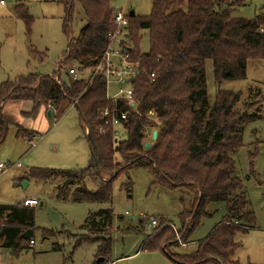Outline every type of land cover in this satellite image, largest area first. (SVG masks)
I'll return each instance as SVG.
<instances>
[{
	"label": "trees",
	"instance_id": "16d2710c",
	"mask_svg": "<svg viewBox=\"0 0 264 264\" xmlns=\"http://www.w3.org/2000/svg\"><path fill=\"white\" fill-rule=\"evenodd\" d=\"M74 2L80 4L86 25L76 38L63 27L68 45L56 70L76 64L91 70L90 74L86 79H73L67 73L65 80L59 77L58 81L54 75H29L0 84V144L11 124L3 114L7 101H30L33 110L27 115L32 116L41 107L58 110L70 102L84 122L91 161L86 169L61 175L71 183L90 180L96 187L91 192L83 189L75 193L74 201H108L114 179L131 166L144 165L158 181L194 192L192 209L179 216L185 244L194 242L188 239L200 217L208 215L207 205L225 204L223 219L205 239L192 251L170 258L179 264H238L232 259L238 247L234 236L256 227L245 193L240 192L241 181L236 177L231 154L242 147L245 126L261 118L264 93L250 88L248 100L242 104L240 93L219 90L209 105L204 66L211 60L213 78L221 83L245 79L248 62L264 61V33L260 31L264 27V7L254 18L244 19L233 17L244 0H152L148 16H128V37L134 44L131 59L138 63L140 73L133 81L134 106L116 104L129 111L125 138L116 140L110 129L98 131L100 112L115 105L106 99L103 76L93 74L108 45V34L115 28L112 0H60L68 18ZM19 14L29 28L31 18L24 10ZM141 30L149 32V51L145 54L137 49ZM152 118L160 125L157 139L146 149L145 133L156 125ZM16 129L17 137L28 140L32 136L20 126ZM57 173L32 169L30 177L50 180ZM100 216L103 222L95 230L110 221V210L102 211ZM28 230L34 231L33 208L0 206L3 248L18 251L25 241L22 235ZM153 235L157 242L153 249L168 242L177 244L169 227L156 228ZM31 237L28 242H34ZM108 250L107 244L100 256ZM103 263L104 259L95 262Z\"/></svg>",
	"mask_w": 264,
	"mask_h": 264
},
{
	"label": "rangeland",
	"instance_id": "374dc122",
	"mask_svg": "<svg viewBox=\"0 0 264 264\" xmlns=\"http://www.w3.org/2000/svg\"><path fill=\"white\" fill-rule=\"evenodd\" d=\"M60 0H0V84L12 82L29 75H59L65 80L69 65L58 72L57 64L63 60L68 45V33L76 38L86 25L79 3L74 2L70 18ZM115 12H133L136 17H146L152 0H112ZM264 7V0H244L233 17L252 19ZM19 9V10H18ZM24 10L31 18L29 28L20 17ZM137 49L149 51V32L138 34ZM127 44L134 49L128 39ZM208 103L212 105L219 90L238 92L242 104L248 100L250 88L264 93V61L248 62L246 78L217 83L213 78L212 62H205ZM91 70L84 69V79ZM117 91L110 85L109 94ZM255 105L249 110L252 112ZM30 101H7L4 116L11 121L6 138L0 144V163L10 166L0 172V206H12L25 199H34V245L25 239L18 251L2 247L0 264H179L172 254L190 252L200 240L225 215L224 203L207 205V216H201L185 244L181 240L180 214L193 207L195 194L187 187H171L158 181L144 165H134L124 170L111 184V198L94 203L74 201V194L86 189L94 191L90 181L68 182L65 171H80L90 166L91 153L87 143L85 125L77 109L70 102L56 110L41 107L36 115L30 114ZM50 111V115H48ZM260 119L248 123L243 132V144L231 154L236 177L241 181L247 209L253 213L256 229L249 228L235 234L238 244L233 260L238 264H264V102ZM145 133V142L152 143L151 133L159 123ZM16 126L31 131L27 140L17 137ZM87 132V130H86ZM125 138L122 134L120 140ZM19 165V166H18ZM32 169L55 170L50 180L30 177ZM27 183L25 186L24 183ZM110 210V221L101 226V212ZM155 220L157 225L152 226ZM169 227L177 244L166 243L160 249L153 238L156 228ZM179 238V239H178ZM109 245L105 256L102 248ZM173 244V245H171Z\"/></svg>",
	"mask_w": 264,
	"mask_h": 264
},
{
	"label": "built area",
	"instance_id": "2783aa9c",
	"mask_svg": "<svg viewBox=\"0 0 264 264\" xmlns=\"http://www.w3.org/2000/svg\"><path fill=\"white\" fill-rule=\"evenodd\" d=\"M128 16L129 13H125L123 11L114 12L112 21L115 28L108 34V45L103 51L93 73H99L103 76L105 82L106 99L112 101L115 105L112 109L106 108L100 112L102 123L98 128V131L103 133L106 131V129H110L112 136L116 140H120L122 134H125L129 115L128 110H122L120 107H117L116 104L123 102L127 106H134L133 81L140 73L138 63L133 62L131 59V49L127 44V40L129 39ZM260 31L264 33V27H262ZM59 64H57V68L59 67ZM67 71V73L72 76L73 79H82L85 77L84 70L80 69L76 64H70ZM58 76L59 75L54 76L56 81L59 79ZM150 77L154 78V73H151ZM110 85L117 86V91L113 95L109 94ZM9 167L10 166H5L4 164L0 163V172L6 170ZM15 205L34 208L36 205H38V201L34 199H25ZM151 224L155 227L157 222L153 220ZM262 229L264 230V221ZM33 245L34 242L30 240L29 246Z\"/></svg>",
	"mask_w": 264,
	"mask_h": 264
},
{
	"label": "water",
	"instance_id": "95a60500",
	"mask_svg": "<svg viewBox=\"0 0 264 264\" xmlns=\"http://www.w3.org/2000/svg\"><path fill=\"white\" fill-rule=\"evenodd\" d=\"M129 16H130V17H133V16H134V13H133V12H130V13H129ZM48 115H50V111H48ZM157 135H158V131H157V130H153V132H152V134H151V140H152V141H155V140L157 139ZM149 147H150V143L145 144V148H146V149H148ZM24 185L26 186L27 183L25 182ZM32 234H33L32 230H28V231H26V232L22 235V237H23L24 239H29V238L32 236ZM99 261H102V258H101Z\"/></svg>",
	"mask_w": 264,
	"mask_h": 264
},
{
	"label": "crops",
	"instance_id": "0c3cea01",
	"mask_svg": "<svg viewBox=\"0 0 264 264\" xmlns=\"http://www.w3.org/2000/svg\"><path fill=\"white\" fill-rule=\"evenodd\" d=\"M0 243H1V240H0Z\"/></svg>",
	"mask_w": 264,
	"mask_h": 264
}]
</instances>
